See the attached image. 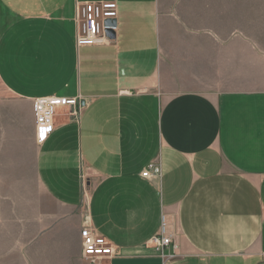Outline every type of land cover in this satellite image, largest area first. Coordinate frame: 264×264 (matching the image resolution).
Instances as JSON below:
<instances>
[{
  "label": "crops",
  "instance_id": "obj_1",
  "mask_svg": "<svg viewBox=\"0 0 264 264\" xmlns=\"http://www.w3.org/2000/svg\"><path fill=\"white\" fill-rule=\"evenodd\" d=\"M86 1L0 0V85L25 112L35 180L14 148L0 256L264 264V0H114V36L78 47ZM54 97L78 105L55 106L37 143L32 103ZM86 228L111 257H82ZM161 231L175 247L150 244Z\"/></svg>",
  "mask_w": 264,
  "mask_h": 264
},
{
  "label": "built area",
  "instance_id": "obj_2",
  "mask_svg": "<svg viewBox=\"0 0 264 264\" xmlns=\"http://www.w3.org/2000/svg\"><path fill=\"white\" fill-rule=\"evenodd\" d=\"M118 6L114 0L79 2L75 8V43L80 46H92L108 42L111 37L109 31L115 33L117 29ZM115 21V24L111 22ZM76 106L78 99L68 98H40L32 103V110L36 124L35 138L37 143L46 139L53 130L52 118L55 106ZM148 169L141 173L147 176ZM163 230V228H162ZM82 257L91 262L108 258L113 255V249L107 238L93 233L89 228L80 231ZM150 244L154 248L173 245L172 235H160L153 237Z\"/></svg>",
  "mask_w": 264,
  "mask_h": 264
},
{
  "label": "rangeland",
  "instance_id": "obj_3",
  "mask_svg": "<svg viewBox=\"0 0 264 264\" xmlns=\"http://www.w3.org/2000/svg\"><path fill=\"white\" fill-rule=\"evenodd\" d=\"M24 113L21 103L16 101L12 96H9L0 85V179L4 175L11 173L10 171L13 168L12 159L14 154H16L14 148L16 150L18 148L21 159L25 160L21 162V165L27 167H24L27 169L26 176H24L25 181L27 184L32 185V183H35V180L30 164L34 152L32 143L24 141L28 128ZM13 140L15 142L11 143ZM6 194L5 188L0 186V221L11 215L14 210L13 207H8L7 205L11 203L4 200L6 199ZM19 209L21 211L24 210L23 208ZM26 209L29 210V208ZM3 251L0 252L2 253ZM48 255L44 253L34 254L33 256L38 264H44V258L47 259ZM20 262L17 255L5 254L0 256V264H20Z\"/></svg>",
  "mask_w": 264,
  "mask_h": 264
},
{
  "label": "water",
  "instance_id": "obj_4",
  "mask_svg": "<svg viewBox=\"0 0 264 264\" xmlns=\"http://www.w3.org/2000/svg\"><path fill=\"white\" fill-rule=\"evenodd\" d=\"M111 23H112V24H115V21H112ZM109 36H110V37L114 36V33L111 32V31H109Z\"/></svg>",
  "mask_w": 264,
  "mask_h": 264
}]
</instances>
